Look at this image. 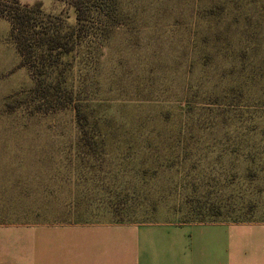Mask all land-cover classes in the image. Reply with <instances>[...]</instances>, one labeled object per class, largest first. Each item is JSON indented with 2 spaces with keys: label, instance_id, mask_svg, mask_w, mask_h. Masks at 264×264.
Wrapping results in <instances>:
<instances>
[{
  "label": "rangeland",
  "instance_id": "rangeland-1",
  "mask_svg": "<svg viewBox=\"0 0 264 264\" xmlns=\"http://www.w3.org/2000/svg\"><path fill=\"white\" fill-rule=\"evenodd\" d=\"M20 1L77 23L62 0ZM26 71L10 115L89 183L87 221L264 224V0H115L48 98Z\"/></svg>",
  "mask_w": 264,
  "mask_h": 264
},
{
  "label": "crops",
  "instance_id": "crops-1",
  "mask_svg": "<svg viewBox=\"0 0 264 264\" xmlns=\"http://www.w3.org/2000/svg\"><path fill=\"white\" fill-rule=\"evenodd\" d=\"M0 30V264H264V224L87 221L78 198L89 183L59 169L51 136L27 144L26 117L10 115L25 87L11 74L27 71L9 23Z\"/></svg>",
  "mask_w": 264,
  "mask_h": 264
},
{
  "label": "trees",
  "instance_id": "trees-1",
  "mask_svg": "<svg viewBox=\"0 0 264 264\" xmlns=\"http://www.w3.org/2000/svg\"><path fill=\"white\" fill-rule=\"evenodd\" d=\"M62 1L75 9V26H67L62 17L46 13L42 4L0 0V19L10 25V40L19 54L20 67L28 70L35 83L34 92L47 98L52 89L49 79L55 69L85 40L88 24L97 19L104 7H112L115 0Z\"/></svg>",
  "mask_w": 264,
  "mask_h": 264
}]
</instances>
